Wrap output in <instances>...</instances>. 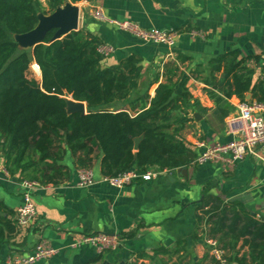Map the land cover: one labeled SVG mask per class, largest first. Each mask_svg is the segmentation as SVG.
I'll return each instance as SVG.
<instances>
[{"label": "trees", "instance_id": "1", "mask_svg": "<svg viewBox=\"0 0 264 264\" xmlns=\"http://www.w3.org/2000/svg\"><path fill=\"white\" fill-rule=\"evenodd\" d=\"M80 1L46 0L45 7L42 0H0V157L4 167L11 176L47 186L70 178L68 158L75 168L92 169L99 160L104 176L193 165L198 153L183 131L194 119L190 114L206 108L191 94L187 87L190 75L181 72L177 63L166 64L164 72L140 92L142 57L133 53L117 64L105 65L99 51L101 39L92 32L79 29L53 41V29L34 48L19 47L14 35L35 28L39 13L49 14L67 2ZM33 61L41 82L28 77ZM208 64L210 74L204 80L222 117L229 114L228 100L233 96L241 102L264 104L262 56L241 57L230 51ZM161 77L151 97L149 88ZM179 86L180 93H176ZM66 93L85 102L88 113H69ZM249 93L252 98L247 100ZM140 136L136 150L135 139ZM203 215L207 238L218 242L232 264H264V220H257L243 203L213 197ZM13 216L0 201V249L17 231ZM241 240V247H248L243 254ZM161 253L174 254L159 248L152 254L140 252L125 264H140L145 259L155 262ZM102 259L101 254L85 264Z\"/></svg>", "mask_w": 264, "mask_h": 264}, {"label": "crops", "instance_id": "2", "mask_svg": "<svg viewBox=\"0 0 264 264\" xmlns=\"http://www.w3.org/2000/svg\"><path fill=\"white\" fill-rule=\"evenodd\" d=\"M43 4L47 7L46 0ZM73 4L80 7L79 29L92 32L102 44L115 47L116 51L104 59L105 65L117 64L133 53L142 57L144 76L140 92L158 73L164 72L166 64L177 63L181 72L190 75L187 87L206 111L190 114L194 119L183 131V137L198 154L205 147L233 138L229 120L237 115L240 100L236 96L230 98L229 114L222 117L204 79L210 74L209 60L226 52L264 58L261 0H82ZM98 7L112 19L130 20L144 28L175 29L179 32L177 44L170 49L162 44L143 43L95 18L93 12ZM250 65L254 66L252 62ZM221 74L222 71L216 75ZM162 81L163 77L150 87L151 97ZM176 93H180V86ZM65 163L71 168L70 178L58 185L37 188V216L29 225L17 226L16 233L0 249V264H5L10 255L31 252L42 240L58 253L35 264H85L101 254L103 259L96 264H125L140 252L152 254L159 248L174 254L161 253L155 262L145 259L140 263L216 264L207 243L203 215L207 202L212 204L213 197L239 201L257 220H264V144L257 147L256 154L246 155L229 168L220 163L194 162L123 187L100 181L104 175L99 160L92 168L97 182L81 187L80 168L74 167L72 158ZM0 166L4 167L1 157ZM21 181L0 172V201L14 212L15 220L22 203ZM94 233L118 235L119 247L101 253L91 245L72 247L78 239ZM242 243L241 240L239 248ZM247 251V246L241 247V254Z\"/></svg>", "mask_w": 264, "mask_h": 264}, {"label": "built area", "instance_id": "3", "mask_svg": "<svg viewBox=\"0 0 264 264\" xmlns=\"http://www.w3.org/2000/svg\"><path fill=\"white\" fill-rule=\"evenodd\" d=\"M261 1L264 3V0ZM93 16L111 23L122 32L137 38L143 43L162 44L170 49H173L177 44L179 32L175 29L144 28L140 24L130 20L112 19L100 7L95 9ZM99 51L107 58L116 49L113 45L101 44ZM229 132L233 135L231 140L228 142H217L213 146L205 147L198 154L194 162L196 164L220 163L224 168H229L246 155L256 154L257 147L264 144V104L257 101H240L237 115L229 120ZM199 145L203 146L204 143ZM163 171L151 168L146 172H138L132 169L117 176H103L100 181L111 186L123 187L139 179L154 178ZM0 172L6 176H10L9 171L3 166H0ZM78 174V185L81 187H86L97 182L94 178V171L91 168H80ZM39 186L40 184L35 181H21L22 203L17 210L16 216L19 226L29 225L37 216L34 193ZM120 242V237L116 234L94 233L78 239L72 244V247L91 245L101 253L106 250H116ZM207 243L218 264H232L227 258L225 250L219 246L216 240L210 238L207 239ZM57 253L58 250L55 247L42 240L29 253L8 256L5 264H35L51 258Z\"/></svg>", "mask_w": 264, "mask_h": 264}, {"label": "water", "instance_id": "4", "mask_svg": "<svg viewBox=\"0 0 264 264\" xmlns=\"http://www.w3.org/2000/svg\"><path fill=\"white\" fill-rule=\"evenodd\" d=\"M80 25V7L71 2L58 7L54 12L46 14H38V24L31 31L14 35L15 40L18 42L19 47L22 49H31L36 45L42 43L47 33L56 29L53 41L62 39L73 31H78ZM251 94H248V100L251 99ZM67 110L69 113L79 112L87 114V104L85 102L76 101L66 93ZM198 119V114L194 115ZM142 136L135 139V149L139 148ZM103 264H107L104 261ZM140 264H145L141 262Z\"/></svg>", "mask_w": 264, "mask_h": 264}, {"label": "rangeland", "instance_id": "5", "mask_svg": "<svg viewBox=\"0 0 264 264\" xmlns=\"http://www.w3.org/2000/svg\"><path fill=\"white\" fill-rule=\"evenodd\" d=\"M42 2H44V0H42ZM34 63H36V62L33 61L31 66H30V69L28 71V77L29 78H34V79L38 80L39 82H41V72H40L39 69L37 70L34 67ZM144 90H145V88H144Z\"/></svg>", "mask_w": 264, "mask_h": 264}, {"label": "bare ground", "instance_id": "6", "mask_svg": "<svg viewBox=\"0 0 264 264\" xmlns=\"http://www.w3.org/2000/svg\"><path fill=\"white\" fill-rule=\"evenodd\" d=\"M34 67L38 70L39 68H38V66H37V64H34Z\"/></svg>", "mask_w": 264, "mask_h": 264}]
</instances>
